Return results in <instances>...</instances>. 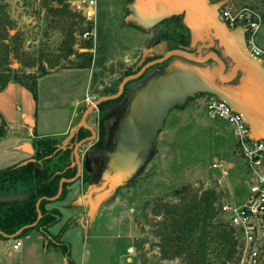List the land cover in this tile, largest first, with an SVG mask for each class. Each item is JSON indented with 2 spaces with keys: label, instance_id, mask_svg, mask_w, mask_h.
Segmentation results:
<instances>
[{
  "label": "rangeland",
  "instance_id": "rangeland-1",
  "mask_svg": "<svg viewBox=\"0 0 264 264\" xmlns=\"http://www.w3.org/2000/svg\"><path fill=\"white\" fill-rule=\"evenodd\" d=\"M93 1L90 14L86 7L78 6L79 0H61L60 4L57 0H0V71L9 72L11 79L25 81V75L88 66L92 77L91 103L116 90L126 72L165 52L172 46L170 39L177 41L187 35L179 15L146 26L137 0ZM229 1L248 9L245 18H260L252 38L264 50V0ZM218 47L222 51L219 44ZM14 63L17 67H12ZM144 77L127 87L124 102ZM207 96L197 94L169 106L133 170L124 179L92 193L90 200L87 194L103 183L105 164L92 151L93 141L80 148L81 158L91 168L87 181L80 178L67 188L63 200L50 203L62 216L59 223L50 227L52 234L57 235L62 225L71 220L62 239L69 243L76 264H186L182 257L161 256L158 228L163 214L158 211L204 191H213L217 199L235 204L246 198L251 176L236 153L230 125L208 115L204 105ZM116 105L106 106L112 109L104 117L110 125L107 146H114V135L122 119L120 112L124 108L117 109ZM100 117L98 108L87 117L96 132ZM50 141L59 151L48 164L49 171H53L64 164L58 156L67 145ZM213 158L233 163L225 177L210 168ZM21 189L19 184H4L0 198L21 194ZM235 257L226 264H237ZM219 262L216 260L215 264Z\"/></svg>",
  "mask_w": 264,
  "mask_h": 264
},
{
  "label": "water",
  "instance_id": "water-1",
  "mask_svg": "<svg viewBox=\"0 0 264 264\" xmlns=\"http://www.w3.org/2000/svg\"><path fill=\"white\" fill-rule=\"evenodd\" d=\"M228 1L217 0L210 3L208 0H137V9L144 25L151 26L169 17L181 15L182 23L189 31L191 45L197 41H208L210 45L214 40L218 41L223 55L231 61L232 66L229 72H225L223 60L213 52L197 56L185 50L170 49L161 52L160 57L146 62L137 72L125 76L115 93L97 98L82 111L76 131L84 128L90 135L73 145L72 166L75 165L76 173L71 178L60 179L58 191L49 199L50 202L58 200L64 184L75 183L81 178L83 170L91 171L87 167L88 161H84L80 155V148L97 138L95 128L87 121L89 114L99 104L119 98L129 82L139 79L146 70L171 57H180L191 64L172 62L151 72L130 91L128 99L121 106L125 108L128 105V108L115 132L113 151L105 153L108 160L103 183L87 194L88 200L92 193L124 179L133 170L157 132L169 106L181 104L197 94H209L226 103L233 111L242 115L249 127L250 138L264 139V70L259 60L247 50L243 28L229 29L219 16V8ZM210 59L214 61L212 69L199 66ZM12 67H17V63ZM238 74L237 84L223 86L235 80ZM26 122L29 123L27 120ZM32 161L34 159L31 158L13 168ZM26 195L27 193L9 195L0 200L12 201ZM40 201L41 199L36 202L37 219L34 223L21 227L11 235L2 232L0 235L6 239H14L24 230L34 227L41 217L38 209Z\"/></svg>",
  "mask_w": 264,
  "mask_h": 264
},
{
  "label": "trees",
  "instance_id": "trees-1",
  "mask_svg": "<svg viewBox=\"0 0 264 264\" xmlns=\"http://www.w3.org/2000/svg\"><path fill=\"white\" fill-rule=\"evenodd\" d=\"M57 1L60 4L61 0ZM53 11L57 12L59 10L53 9ZM170 41L173 43H185L183 35L177 41L174 39H170ZM76 67L87 68L88 66L79 65ZM140 67L134 71L126 72L125 75L137 72ZM46 74L47 72H42L36 76L25 75V81H21L11 79L12 76L7 71H0V91L5 88L7 83L15 82L30 91L34 100H36L37 79ZM134 82L131 81L130 83ZM115 92L116 90L110 94ZM125 93L126 91L123 96L121 95L115 100L105 101L97 107L102 117L99 118L97 138L92 142L91 148L97 156H100L104 164L108 160L105 153L112 152L114 148L112 145H106V137L110 125L109 119L104 117L112 112V109L106 106L113 103H117L116 107L118 105L122 106L125 103L123 100ZM127 108L128 105L125 107L122 117L125 115ZM5 135L6 129L4 124H2L0 126V138ZM89 135L90 133L87 129L79 128L71 137L66 146L67 148L58 156V161L64 164L53 171H49L48 164L51 158L59 154V151L56 150L54 142H51V139L47 137L35 140V154L32 158L34 161L18 168L10 167L0 171V188L7 183L9 185L19 184L22 188L21 193H27L25 197L18 200H0V232L11 235L21 227L34 223L37 219L36 202L41 199L38 206L41 217L36 225L24 230L13 240H18L32 230H38L42 236L43 247L46 251H59L67 264H74L71 258L70 245L62 240V235L68 228L70 220H67L62 225L57 235H51L48 231L49 228L59 223L62 216L55 208L46 209V205L50 203L49 199L56 195L60 179L62 177L71 178L75 175L76 167L75 165L72 166L73 145ZM89 173L91 171L83 170L81 179L84 182L87 181L86 176ZM70 185L72 184L63 185L62 193L58 200L65 198L67 188ZM216 199L217 196L213 191H204L200 194L194 193L189 198H182L179 203L173 205H165L161 208V211H158L163 214V219L159 223L158 228L160 237L158 247L163 258L182 257L186 264H215L216 260H220L218 264H226L234 260L237 245L234 231L223 222L219 212L216 210ZM0 237L8 240L1 235Z\"/></svg>",
  "mask_w": 264,
  "mask_h": 264
},
{
  "label": "crops",
  "instance_id": "crops-1",
  "mask_svg": "<svg viewBox=\"0 0 264 264\" xmlns=\"http://www.w3.org/2000/svg\"><path fill=\"white\" fill-rule=\"evenodd\" d=\"M91 78L88 68L71 67L47 73L37 79L36 100L19 83H7L0 91V126L4 124L6 129V135L0 138V171L33 158L35 140L39 138L47 137L68 144L76 132L84 107L92 99L89 94ZM78 184L82 195L81 181ZM50 203L46 209L52 208ZM48 231L54 235L50 228ZM16 241L20 245L14 249ZM0 264L67 262L61 252L46 251L40 232L32 230L19 240L0 237Z\"/></svg>",
  "mask_w": 264,
  "mask_h": 264
},
{
  "label": "built area",
  "instance_id": "built-area-1",
  "mask_svg": "<svg viewBox=\"0 0 264 264\" xmlns=\"http://www.w3.org/2000/svg\"><path fill=\"white\" fill-rule=\"evenodd\" d=\"M80 7H86L91 14L93 0H79ZM247 8L236 7L228 1L219 8L218 13L229 29L242 27L247 50L259 60L264 70V50L255 45L252 34L259 28L260 18L255 15L251 20L244 17ZM204 105L211 118L222 119L232 129L236 153L244 161L251 181L248 185L247 196L240 203L217 199L216 210L223 222L234 231L237 264H264V139H252L250 130L242 115L233 111L226 103L212 95L204 99ZM232 162L213 158L210 168L225 177ZM20 245L16 241L13 248Z\"/></svg>",
  "mask_w": 264,
  "mask_h": 264
},
{
  "label": "flooded vegetation",
  "instance_id": "flooded-vegetation-1",
  "mask_svg": "<svg viewBox=\"0 0 264 264\" xmlns=\"http://www.w3.org/2000/svg\"><path fill=\"white\" fill-rule=\"evenodd\" d=\"M180 17H181V15H179ZM181 24L183 25V23L181 22ZM184 26V25H183ZM184 28H186L185 26H184ZM186 31H187V35H183V37H184V40H185V43H179V42H175V43H173V42H171L172 43V46L171 47H169V48H167L166 49V51H168V50H170V49H181V50H185V51H188V52H190V53H193V54H195V55H197V56H203V55H206L207 53H211V52H213V53H216L222 60H223V63H224V66H225V72H229V70H230V68H231V66H232V63H231V61L228 59V58H226L223 54H222V51H221V49L218 47V43H217V41L216 40H214L213 41V44L212 45H210L209 43L210 42H208V41H206L205 43H203V42H199V43H194L193 44V46L195 45V47H192V45H191V37H190V34H189V31H188V29L186 28ZM161 55H157V56H154L153 58H151V59H149L148 61H151V60H154V59H156V58H158V57H160ZM148 61H146V62H148ZM176 61H181V62H184V63H188V64H191V62H188V61H186V60H184V59H182V58H180V57H171L170 59H168L166 62H164V63H161V64H158V65H155V66H153V67H151V68H149L148 70H146V72L140 77V78H142V77H144V75L147 73V72H149L147 75H149L151 72H153V71H155V68H157V69H159V68H163L164 66H166V65H168V64H170V63H172V62H176ZM145 62V63H146ZM144 63V64H145ZM193 64V63H192ZM195 65V64H194ZM214 65V61L212 60V59H210V60H208L207 62H205V63H203V64H201V65H199V66H213ZM154 69V70H153ZM146 75V76H147ZM238 76H239V74L237 75V77L235 78V80H233L232 82H230V83H228V84H225V85H223V86H233V85H235V84H237L238 83ZM139 78V79H140ZM139 79H137V80H134L135 82H137V81H139ZM139 84V83H138ZM138 84H136V85H138ZM129 85H131V83L129 82L126 86H125V88H124V92L126 91V89H127V87L129 86ZM124 92H123V94H124ZM122 94V95H123ZM200 94H205V93H200ZM206 95H209V94H206ZM117 109H119V108H121V106L120 105H118L117 107H116ZM124 110H125V108L123 109V111L122 112H120V115H122L123 114V112H124Z\"/></svg>",
  "mask_w": 264,
  "mask_h": 264
}]
</instances>
